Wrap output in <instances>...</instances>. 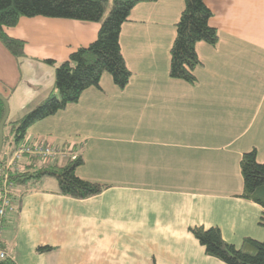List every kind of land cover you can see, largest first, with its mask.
I'll return each instance as SVG.
<instances>
[{"label":"crops","instance_id":"1","mask_svg":"<svg viewBox=\"0 0 264 264\" xmlns=\"http://www.w3.org/2000/svg\"><path fill=\"white\" fill-rule=\"evenodd\" d=\"M204 4L219 39L196 45L195 84L169 78L183 0L139 4L119 37L128 84L120 89L102 77L71 107L82 115V102L96 101L98 123L27 130L26 141L72 146L83 160L76 175L109 188L78 200L61 195L53 178L14 185L0 249L15 264H224L205 254L190 229L217 227L236 248L264 240L262 208L240 197L239 167L253 149L264 162V0ZM99 26L21 18L6 33L25 42L24 55L14 58L0 42V94L19 104L29 93L34 108L54 91L55 67L94 42ZM122 97L138 123L116 122Z\"/></svg>","mask_w":264,"mask_h":264},{"label":"trees","instance_id":"2","mask_svg":"<svg viewBox=\"0 0 264 264\" xmlns=\"http://www.w3.org/2000/svg\"><path fill=\"white\" fill-rule=\"evenodd\" d=\"M158 0H111V9L102 20L108 0H0V42L14 58L24 55L25 42L11 38L6 30L15 27L21 18L43 17L81 22L99 23L97 38L87 47L71 53L64 63L55 67L54 91H51L30 112L11 122L14 136L8 141L13 150L26 141L27 130L68 105L76 104L82 93L99 83L108 74L114 85L126 87L131 73L122 56L119 37L121 27L130 21L132 10L139 4L154 3ZM211 11L204 0H183V9L175 24V37L170 47L169 78L188 84L196 83L195 70L201 65L196 45L205 43L215 46L219 36L210 25ZM47 64L55 65L53 61ZM4 107L0 101V120ZM12 141V142H11ZM3 140V144H4ZM73 149V147H72ZM3 159L0 160V163ZM27 157L9 173L12 187L17 184H40L44 179L53 178L61 195L85 200L101 194L109 188L79 178L76 169L83 164L81 157L60 166L57 163L43 164ZM240 173L243 181L241 198L254 202L262 208L259 225L264 228V162L256 159L255 150L242 154ZM193 237L204 248L207 256L218 259L224 264H264V240L244 239L239 248L226 243L217 227L190 229ZM50 247H38L37 252L51 251ZM0 264H15L9 258Z\"/></svg>","mask_w":264,"mask_h":264},{"label":"rangeland","instance_id":"3","mask_svg":"<svg viewBox=\"0 0 264 264\" xmlns=\"http://www.w3.org/2000/svg\"><path fill=\"white\" fill-rule=\"evenodd\" d=\"M110 9H111V6L108 10L106 8V11L102 17V20H104L107 17ZM21 70L23 73L25 72V69L22 65H21ZM106 77H109L111 79L110 75L104 74L103 78L105 79ZM30 95L31 94H29V93L22 94V97L19 98V104H14L13 102L11 103L10 100L7 97H5L6 103L8 104V110L9 111H8L7 122L4 126V129H3V136H4L5 142H4L2 149H1L0 160L3 159V161H5L4 159L6 157V153H9L11 148H12V146L8 145V141L13 139V136H14L13 128H12V125L10 123L18 120L20 117H22L23 115H25L26 113L30 112L33 109V107H32L33 105L28 104L30 102V100H29ZM121 100H122V102L119 105V109H120L119 120H116V122H119V123H138L137 117L136 116L133 117L132 113L129 112V107H128L127 102L124 101L125 100L124 97H122ZM95 102L96 101H94V102H82L81 109L84 110L83 111L84 113L82 115H81V111H79L78 109H77L78 111L77 110L74 111L73 110L74 108H71V107H74L75 104H73V105L68 106V108L66 110L59 111L58 114L56 113L53 117L52 116H51V118L49 117L48 120H46L44 122L41 121L39 123H50V125H52V127L54 126V128H56L55 123H58V127L56 128V130L59 129L60 131H63L66 123H68L70 125V127H72V129H74L72 123H98V119H97L98 114H97V111L95 110L98 107L94 106ZM91 109L93 110V112H91ZM138 114H141V113H138ZM132 118H133V120H132ZM101 119L103 122L106 121V120H103L104 118H101ZM99 123H101L100 120H99ZM142 123H143V117H142ZM64 146H67V145H64ZM64 146H61L60 148L62 149V147H64ZM73 152H74V150H73ZM62 161L64 163H66L68 161V158L65 157V159H64V156H62V157L57 158L56 161L51 162V163L60 164ZM40 163H39V165L41 166ZM43 164H49V163L46 162ZM0 165H1V163H0ZM49 181H53V180L48 179L47 181H45V183H50ZM14 188L12 187L10 189L11 193H13ZM1 191H2V182L0 181V201L2 198V192ZM10 198L12 200L13 195H11ZM9 214H11V213H7V216Z\"/></svg>","mask_w":264,"mask_h":264},{"label":"built area","instance_id":"4","mask_svg":"<svg viewBox=\"0 0 264 264\" xmlns=\"http://www.w3.org/2000/svg\"><path fill=\"white\" fill-rule=\"evenodd\" d=\"M12 150V148H11ZM64 156L71 160L78 158V154L73 152L72 146L67 145L62 147L53 146L46 139H35L33 141H27L12 153H6L5 161L0 165V181L2 182V198L0 201V230L2 222L7 213L15 210L13 202L10 198L12 184L9 181V173L12 170H16L21 161L27 157L39 160L42 163H51L56 161L57 158ZM8 258L6 253L0 249V260Z\"/></svg>","mask_w":264,"mask_h":264},{"label":"water","instance_id":"5","mask_svg":"<svg viewBox=\"0 0 264 264\" xmlns=\"http://www.w3.org/2000/svg\"><path fill=\"white\" fill-rule=\"evenodd\" d=\"M0 101L3 104L4 107V114L0 120V153H1V149L3 146V140H4V136H3V129L4 126L7 122V118H8V104L6 103V99L3 95L0 94Z\"/></svg>","mask_w":264,"mask_h":264},{"label":"bare ground","instance_id":"6","mask_svg":"<svg viewBox=\"0 0 264 264\" xmlns=\"http://www.w3.org/2000/svg\"><path fill=\"white\" fill-rule=\"evenodd\" d=\"M12 142V141H11ZM17 171V170H16Z\"/></svg>","mask_w":264,"mask_h":264}]
</instances>
